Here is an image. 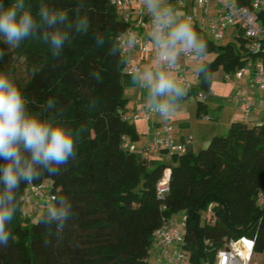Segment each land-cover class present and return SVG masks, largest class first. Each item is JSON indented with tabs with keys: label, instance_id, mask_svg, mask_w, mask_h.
Returning a JSON list of instances; mask_svg holds the SVG:
<instances>
[{
	"label": "trees",
	"instance_id": "obj_1",
	"mask_svg": "<svg viewBox=\"0 0 264 264\" xmlns=\"http://www.w3.org/2000/svg\"><path fill=\"white\" fill-rule=\"evenodd\" d=\"M232 1L245 6L252 0ZM2 2L7 6L14 0ZM25 3L38 22L39 7H44L64 11L72 23L85 19L88 24L87 32L71 30L59 58L37 39L13 48L12 53L23 58L25 78L16 74L6 54L0 59V72L10 73L29 111L55 116L58 122L64 119L79 132L75 160L60 174L45 173L32 184L49 179V195L68 197L73 217L59 234L55 226L41 223L40 216L26 224L21 207L30 185H22L20 211L10 225L8 246H0V264H151L155 231L180 212L185 217L183 240L193 244L195 264H216L218 251L241 236L253 240V255L264 254V205L257 203L258 192L264 190V124L232 122L225 133L213 135L196 153L179 155L174 164L130 151L125 139L134 141L137 132L123 112L127 64L118 41L130 24L112 0ZM255 14L264 28V6ZM191 24L213 57L205 61L210 78L198 72L197 85L185 96L209 92L212 75L220 69L225 77L249 58L264 64V33L260 49L253 53L239 27L235 41L217 44L199 24ZM112 48L115 54H110ZM50 99L54 106L45 111ZM201 105L199 101L198 108ZM166 169L168 191L160 196L156 183Z\"/></svg>",
	"mask_w": 264,
	"mask_h": 264
},
{
	"label": "clouds",
	"instance_id": "obj_2",
	"mask_svg": "<svg viewBox=\"0 0 264 264\" xmlns=\"http://www.w3.org/2000/svg\"><path fill=\"white\" fill-rule=\"evenodd\" d=\"M144 4L153 23L150 38L159 50L160 59L172 67L179 50L191 51L202 61L198 72L209 79L210 69L205 62L207 44L193 28L190 18L181 19L182 13L165 0H144ZM38 16L39 22L25 0H14L7 6L0 0V41L9 48H17L26 39H37L49 45L52 55L59 58L70 40L71 30L74 28L81 33L88 29L87 20L72 23L64 11L39 7ZM64 28L68 30H62ZM96 43H102L101 39L97 38ZM4 54L0 50V59ZM110 54H115L114 48L110 49ZM137 80L134 75L133 82ZM143 81L148 102L164 118L186 95L185 88L167 70L145 72ZM53 106V100H48L45 111ZM78 136L79 132L68 127L66 120L58 122L55 116L29 111L28 101L10 73L0 72V246L7 247L12 236L10 225L20 211L21 186L34 184L45 173L60 174L62 168L76 158ZM51 201L39 219L46 227L55 226L59 234L73 217L72 204L61 194L52 195Z\"/></svg>",
	"mask_w": 264,
	"mask_h": 264
},
{
	"label": "crops",
	"instance_id": "obj_3",
	"mask_svg": "<svg viewBox=\"0 0 264 264\" xmlns=\"http://www.w3.org/2000/svg\"><path fill=\"white\" fill-rule=\"evenodd\" d=\"M165 3H169L174 9L180 11L182 13L181 19L185 18L187 15L192 17L204 16L203 21L205 22L207 16H213L216 13L215 0H209L207 15L203 14V11L196 5L195 0H165ZM140 8L141 6L137 0H129L126 6V12L130 25H134L141 17L144 19H151L146 5H143L141 12ZM201 27L207 32L205 23L201 25ZM136 32L140 36L141 43L147 42L150 45L154 44L150 38V33L146 34L139 29H136ZM226 32H229L232 36L228 42L236 40L238 33L237 27H228L225 30V33ZM207 34L211 38L208 32ZM184 52L185 50L183 49L179 50L176 65L185 72L188 81L197 85L198 69L202 61L197 56L193 55L191 51H189V56H186ZM124 57L127 65H137L139 67V72L135 74H129L124 71L122 79L124 82V96L127 100L123 112L128 120L133 123L137 132V138L134 141L129 138L125 140L127 143L135 145V147L140 150L154 135L161 132L162 121V117L157 114H151L150 119L132 117L140 107L141 101L148 100L143 74L145 72H152L156 69L163 70V66L158 57L149 55L139 57V52L136 48L126 52ZM212 57V54H208L206 60H210ZM248 61L254 64L257 59L249 58ZM252 68L248 73L241 75L237 80H235L237 71L232 74L234 78L225 79L224 72L220 69L222 71L220 79L211 81L209 92L205 93L203 99L199 100L193 97V95H190L181 98L173 105L172 112L167 118L172 126L171 133L176 142L185 141L189 135L192 137V143L187 147L188 153H196L209 142L213 135L225 133L232 122L240 121L249 125L264 124V90H252L249 88L250 73L253 71ZM167 71H169L175 79L178 70L167 69ZM134 75L138 77L135 83L133 82ZM235 85H239L253 102V108L248 118H244L238 110L235 101L228 99V95ZM199 101L202 102L200 108H198ZM149 158L150 160L163 162L165 164H174L177 162L178 155H169L165 150H161L159 153L150 154ZM165 172L169 173V169H166ZM179 215L184 216L183 212H180ZM171 223L176 224V222ZM176 246L177 244L173 243L170 249L172 250ZM181 247L184 249V242L181 243ZM152 258L156 260V250L154 248L152 249ZM257 262L258 264H264V260H259ZM254 264L257 263L254 262Z\"/></svg>",
	"mask_w": 264,
	"mask_h": 264
},
{
	"label": "built area",
	"instance_id": "obj_4",
	"mask_svg": "<svg viewBox=\"0 0 264 264\" xmlns=\"http://www.w3.org/2000/svg\"><path fill=\"white\" fill-rule=\"evenodd\" d=\"M216 1V13L213 16H207V20L204 22V16L190 18L191 23H197L200 26L205 23L207 32L214 38L220 39L223 37L225 30L228 27H239L244 31V35L250 39L249 50L253 53L260 49V36L264 33V28L260 27L256 19V10H259L261 6H264L262 0H252L249 5L238 6L232 2V0H215ZM118 14L123 20L128 22V16L126 12V6L129 0H112ZM141 8H143L144 0H137ZM196 5L203 11L204 15H207L209 10V0H195ZM169 5V3H166ZM171 6V5H170ZM140 8V12H141ZM136 29L143 31L146 34L152 32L153 23L151 19L139 18L134 25H130L118 38L120 50L122 53H126L131 49L136 48L139 52V57L142 56H153L160 59L159 50L155 45H150L147 42H140V36L137 34ZM186 56L190 55L189 51H185ZM163 70L177 69L178 73L175 79L178 83L183 86L186 90V95L191 91L194 84L186 79L185 72L178 68L175 64L169 67L166 62L162 61ZM253 67V68H252ZM253 69L250 73L249 88L252 90H264V64L257 60L254 64L247 62L243 67L237 71L235 80L239 79L241 75H245L250 69ZM125 72L129 74H135L139 72L137 65H127ZM231 75H226L224 78H232ZM234 78V77H233ZM196 99H203L205 92L198 91L195 96ZM229 100H233L237 104L238 110L244 116L248 118L253 108L252 100L244 93V90L239 86L235 85L230 94L228 95ZM151 114H157L152 105L148 100L141 101L140 107L132 116L133 118H144L150 119ZM159 115V114H157ZM160 116V115H159ZM168 118V117H167ZM162 117L161 121V132L154 135L149 142L140 150L135 145L124 143L130 151H139L142 155L148 156L150 154L159 153L161 150H165L169 155H182L187 153V147L192 143V137L189 135L183 142H176L173 139L171 130L172 126L168 119ZM168 178L169 173L164 172L163 176L157 181L156 189L157 194L163 196L168 191ZM40 185H30L28 189V197H39L41 196ZM49 192V190H48ZM51 201L49 193L45 196V204ZM257 203L264 205V190H261L257 194ZM210 208L208 209V213ZM185 225V217L182 216L179 223L161 227L155 231L154 235V249L156 250L157 264H181L186 258L181 243L183 242L182 230ZM176 243L177 246L173 250L170 246ZM253 245L252 239L245 236H241L237 239L231 240L228 246L221 249L217 253L216 264H251L253 257ZM165 258L163 263L160 259Z\"/></svg>",
	"mask_w": 264,
	"mask_h": 264
},
{
	"label": "rangeland",
	"instance_id": "obj_5",
	"mask_svg": "<svg viewBox=\"0 0 264 264\" xmlns=\"http://www.w3.org/2000/svg\"><path fill=\"white\" fill-rule=\"evenodd\" d=\"M229 32L224 33L223 37L220 39L214 38L213 36H211V39L217 44H224V43L228 42L229 39H231V37H232ZM2 44L4 47V52L7 55L6 61L8 63L14 65V67L16 69V74L19 77L25 78L27 76V74L25 71V65H24L23 58L18 57L14 53H12L13 48H9L3 42H2ZM221 75H222L221 70L216 71L213 74L212 80H215V81L219 80ZM49 183H50L49 179H45L43 181L41 189H40L41 196H39V197H32V196L28 197V195L25 196V199L22 203L21 210L23 213V218L26 219V224L27 223H34L39 218L41 211H42V209L46 203L45 202V196L48 194ZM181 218H182V215H179V213H177L171 217V222L179 223V220ZM183 242L185 244V247L183 249V253H184L186 258L181 262V264H195L193 244L190 242H186L184 240H183ZM259 260H264V254H254L252 257V260H251V264H254V262H256L258 264L257 261H259ZM164 261H165V258L160 259L161 263H163ZM149 262L151 264H157L158 263L157 258H156V260L152 258V253L149 257Z\"/></svg>",
	"mask_w": 264,
	"mask_h": 264
}]
</instances>
